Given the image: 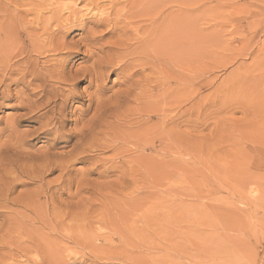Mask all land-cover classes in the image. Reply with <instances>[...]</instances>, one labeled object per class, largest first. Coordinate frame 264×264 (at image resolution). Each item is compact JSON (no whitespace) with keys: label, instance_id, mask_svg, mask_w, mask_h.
I'll return each mask as SVG.
<instances>
[{"label":"rangeland","instance_id":"rangeland-1","mask_svg":"<svg viewBox=\"0 0 264 264\" xmlns=\"http://www.w3.org/2000/svg\"><path fill=\"white\" fill-rule=\"evenodd\" d=\"M196 2L203 42L197 61L199 67L193 65L199 71L193 70L189 61L190 65L187 62L181 65L183 68L179 64V67L173 68L163 62L139 67L142 71L136 74V78L133 77V83L128 81L129 85L126 84L135 89L128 88V93H124L128 86L117 72H106L103 78L105 82L100 84L106 93L103 91L100 95L103 101L107 98L105 105L108 108L104 106L105 110H100V113L107 123L103 128H96L98 140L90 141L98 144V149L86 153L85 160L88 159L85 162L73 163L69 169L71 173L64 176L66 181L63 177H57L60 173L56 170L45 174L42 186L32 183L26 188L18 186L13 191L11 197L21 192L39 190L43 196H40L41 203L45 202V196H52V204L46 206L48 212L51 210L49 220L45 225H38V228L42 229L43 237L53 245L64 264H264V0ZM0 4L1 17L4 14V1L1 0ZM75 4V8L83 14L84 3ZM104 6L108 8L106 4ZM93 27L88 24L85 31L102 37L100 32L104 28ZM96 29L97 33L93 32ZM85 31L77 29L71 32L66 41L74 44L85 37ZM109 36L100 43L105 44L112 37V40L115 39V35ZM87 48L80 47L79 55L70 58L67 71L74 72L90 64L83 53ZM158 64H161V70ZM158 71H162L159 74L163 75V81ZM140 72H143L142 75ZM163 72L166 75L171 72L172 75L168 77ZM180 73L184 75L181 83L176 82L181 77ZM144 86L149 91L147 94ZM74 87L76 99L67 102L65 109L70 123L64 125L63 131L46 137L47 141L44 135L39 131L37 133V120L25 121L13 127L11 136L5 122L25 112L16 108L15 102L2 106L0 130H4V133L0 138L1 162L11 163L12 170H19L24 163L27 167L38 166L47 152L50 161L69 156L72 146L78 141L76 138L67 141L66 138V135L74 134V122L80 120V125L86 126L95 115L94 103L90 106L88 101L95 88H90L88 81ZM132 91L136 94L133 95ZM120 95L127 96L129 101L119 102L122 105L117 102L113 104L115 97ZM149 99L155 103L158 101L161 111H167L151 113V118L146 119L145 103ZM177 99L181 101L179 104L175 102ZM193 103L195 111L191 110ZM140 108L141 112L138 110ZM193 111L197 118L194 116L196 114L192 115ZM125 116L128 119H124ZM147 122L154 127V131L159 127L157 134H161L154 136L158 141L152 137L145 145L131 134L137 135L135 130H140L139 126L143 123L146 126ZM159 122H162V127L157 125ZM160 136L164 138L159 140ZM120 140L123 142L120 143ZM20 141L22 148L18 149L16 142ZM160 142L164 145L160 146ZM104 143L108 145L103 147ZM132 149L138 151L135 153ZM55 153L59 156L56 157ZM109 159L113 163H109ZM145 163L151 169L150 166L144 168ZM91 170L95 172L91 173ZM65 184H70V188ZM53 187L56 191H53L54 194ZM7 252L0 251V264L25 261L24 258L12 257L13 252ZM29 256L34 258L33 255Z\"/></svg>","mask_w":264,"mask_h":264},{"label":"bare ground","instance_id":"bare-ground-1","mask_svg":"<svg viewBox=\"0 0 264 264\" xmlns=\"http://www.w3.org/2000/svg\"><path fill=\"white\" fill-rule=\"evenodd\" d=\"M3 1H4V4H3L4 14L2 13L3 15L0 17V109L2 108V106H4V104L8 102H15L16 108L20 110H24L25 112L24 114H20L18 118L16 117L15 119L12 118V120L11 119L7 120L5 122L6 124L4 123L5 126L7 125L10 128L9 131L11 132L10 133L11 136L14 133L13 127L17 126L18 124L20 126V123H23L25 121L30 122V120H37V123H38L37 133L39 131L40 134L45 136L44 139H46L47 141L46 137L63 131L64 125H66L67 123H70L69 118L67 119L65 109H66L67 102H69L70 100L76 99V95H75L76 91L74 92V89H73L75 88L74 86L82 81H88L89 87L95 88L94 93L90 95L91 97L88 100L91 103L90 106H92V103H94L93 110L95 112V115L92 116V119H90L88 123H86V126L85 125L81 126L80 120H76L74 122V131L72 130L74 134L66 135L67 141H70L73 138H76L78 140L75 142L76 144L74 143L75 145L72 146L70 153H68L69 156L67 155V157H65L64 155V158H61V157H60L61 159L59 158L60 160L52 159L50 161L49 159L50 157L47 156V153H48L47 152L45 154L46 155L45 158L42 157L43 162L40 163L38 166L34 165V167H31V166L27 167L25 166V163H24L22 167L18 168L20 171L17 169L12 170L11 163H8V162L4 163V162H1L0 160V219L2 218L1 220L2 225H0V251L6 250L10 254L13 252L14 254L13 253L11 254L12 257H15V258L19 257L20 259L24 258L25 261L21 262L20 264H64L60 260L59 255L56 252V249L55 250L53 249V245L49 244V242L45 240L44 238L45 236L43 237L42 231H41L42 229H40V227L38 228V225L40 226L45 225L46 224L45 222H48L49 220L47 218L51 210L48 212L46 206L48 204H52V196L51 195L45 196V202L41 203L40 202L41 192L39 190L28 191V192L20 191L21 193L16 194L15 197H11V195L14 194L13 191L18 186L26 188V186H29L32 183H38V184L40 183L41 184L40 186H42L44 184L43 178L45 174H49L53 171L55 172L58 171L60 173V176L58 174L57 177H63V179L66 181L64 176H68L71 173L69 170L71 165L75 162L84 161L86 153L89 154L91 150L95 151V149H98L99 145L96 143L92 144L90 141L92 139L98 140L97 136L99 133L96 132V128H99V129L103 128V126L106 125L107 123L106 118H104L102 114L100 113V110H105L104 106H106L105 101L107 100L106 98V100L103 101L104 98L101 97L102 95H100L103 93V91L106 93V91L100 87L101 86L100 84L103 82V78L106 72H109V71L117 72V74L122 77L123 83L126 85L128 84V81L131 82L134 76H135L134 78L137 77L136 76L137 73L139 75V71L141 70L140 68H144V66L147 67L148 65L153 66V64H156V62H159V63L161 62V64L163 63L169 64L173 66V68H175L176 66L179 67V65L184 66L183 64H185L187 61H189V63H192V67H194L195 65L197 66V61L200 56L201 44L203 42L202 35L200 32V28H199V23H200L199 16H198L199 7H198V4H196L197 0H70L71 2L69 3L68 2L63 3L62 2L63 0H3ZM77 2L84 3L82 6L84 8L83 14L80 13L81 11L78 8L77 9L75 8L76 6L75 3ZM102 4L104 5L106 4L108 8L107 9L104 8L105 6ZM95 11H98V12H95ZM88 24H91V28L92 26L98 27V28L100 27L104 28L103 29L104 31L100 32L102 34V37H97L95 34L92 33V31L90 32L89 30L88 31L90 33L86 32L85 31L86 25ZM77 29H80L81 31H85L86 32L85 37L82 35L83 38L78 41H75L74 44L68 43L66 41L68 35ZM93 32L97 33V29L96 31H93ZM109 35H112V36L115 35V39L112 40V38L114 37L111 36L112 37L110 38L111 40H109L108 42H105V44H101L100 42L103 41L104 37L106 36L110 37ZM80 47L82 48L89 47L86 50H84L83 53L86 54L85 57L87 58V62H90V64L84 68L74 70V72H70L71 70L67 71L68 69L67 62L70 60L72 56L77 57L79 55ZM161 64L160 66L158 64V67H160V70H161ZM136 68H139V70H135ZM150 69L151 68L148 67V70ZM163 69L166 70L165 68ZM196 69L197 71H199L198 68ZM196 69L195 67L193 68V70L195 71ZM152 71H154L153 73L156 72L155 69L153 70V68H152ZM195 71H193L192 73H195ZM161 72L158 71L157 73L159 76H162L161 81H163V78H164L163 75L159 74ZM171 72L169 75H172L173 72L172 73ZM140 73L142 75L143 72H140ZM164 75L167 76L168 74L166 75V73H164ZM179 75L181 76V73ZM183 76H181L180 79L178 77L176 79V82L178 81H180V83L183 82L182 81ZM186 77H188L189 79V76H186ZM150 78L152 77L150 76ZM156 78H159V77H156ZM167 80L169 81L170 78H168ZM150 81H153V80H150ZM135 82L137 81L135 80ZM160 85L163 86L162 83H159V86ZM183 86H185V84L182 85L181 88ZM133 87L134 86H132L131 88ZM145 87L146 86H144L143 88L144 90L147 89ZM128 88L129 86L127 87L126 90L124 89L125 90L124 93H128L127 91L131 89V88L129 89ZM139 88L137 87L138 90L141 89ZM192 89L194 88L192 87ZM132 90H135V89L133 88ZM141 92H143V90ZM144 92L147 94L149 91L147 92L145 90ZM134 93L136 94V92H133V95H135ZM145 93H143V96ZM191 93L192 92H190V94ZM178 95L180 96V94ZM179 96L176 95V98H178ZM112 97H113L112 99H114V96ZM149 97H152V96H149ZM181 97H183V94ZM181 97L179 98L181 99ZM132 98L134 102L137 103V99L136 98L134 99V96ZM176 98H173V99L176 100ZM145 99L146 98H144L143 100L145 101ZM180 99H177V101L175 102L179 104V102L181 101H178V100ZM123 100L125 101L127 100V102L129 101L127 99V96L125 97V96L120 95L118 97H115V100L112 102L113 104H115L114 102H117L118 104L119 102H124ZM192 100L193 99H191V101ZM150 101H148V103H145L146 104L145 109L147 113L146 119L151 118L150 116L151 113L156 114L159 112V110L161 111V109L158 107V105L160 104L159 103L157 104L158 101L156 103L155 101L154 102L153 101L150 102ZM127 102H126V105H128ZM194 103L192 107L195 105ZM139 104L137 105L139 106ZM120 105H122V103ZM129 106H130V103H129ZM197 106H198V103L196 102V107ZM47 107L49 108L48 110L39 114L40 111L47 109ZM141 108L138 109L140 110V112H141ZM167 108L169 109L170 106ZM194 108L195 107H193V109L191 110H194ZM133 109L134 108H131V110ZM120 110L122 109L120 108ZM127 110L129 111L130 109H128L127 107ZM163 110L165 111L166 109H163ZM85 114H88V113L85 112ZM194 114L196 113L194 112L192 115ZM194 116L196 117L197 114ZM113 119H112V123L114 121ZM124 119H128V118L126 117ZM40 121H44V122H40ZM118 123H120V121ZM150 123L152 124V121ZM150 123L147 122L146 126H144L145 125L144 123L143 125L141 124L144 127L139 126V128L141 129L135 130V132H137L136 133L137 135L134 136L132 133L131 134L132 137L134 139L137 138L138 141L143 142L145 145H147L149 143V140H151L152 137H154L155 135L159 136L161 134V133L159 135L157 134L159 127L155 126V128L158 127L157 128L158 130H155L156 131V134H155L154 127L149 125ZM161 123L162 122H159V124L157 125L159 126L161 125L162 127ZM78 124L81 126V128L78 126ZM114 124H113V127H115L116 125ZM110 126L111 125H109V128L111 129ZM120 127H123V126H120ZM162 129L163 128H161V130ZM106 131L108 130L106 129ZM3 133H4V130H0V138L3 136ZM35 133L36 132H34L33 136L35 135ZM112 136H115V135H112ZM161 136L159 137V140L164 138ZM118 137L120 138V136ZM120 139L122 140V138ZM101 140H103V138ZM112 140H114L113 137H112ZM121 140L119 141L120 143L123 142V141L121 142ZM156 140L158 141V139ZM1 142L3 143V141ZM105 144L107 143H104L103 147H106ZM158 144L161 146L162 143L160 142ZM16 145L18 149L22 148L21 141L16 142ZM178 151L180 152V150ZM169 152L171 153V151ZM0 153H1V150H0ZM104 153H105V150H104ZM63 154L64 153H62V155ZM119 154H121V152ZM180 154H183V152L182 153L180 152ZM57 156L59 155L57 154L56 157ZM38 157L37 159H39ZM8 159H10V157H8ZM87 159L88 158H86V160ZM161 159L163 160V158ZM9 161L11 162L12 160H9ZM109 161H108L109 163H113V160L109 159ZM148 166L146 164L144 168L145 167L147 168ZM98 169L99 168H97V170ZM150 169H151V166H150ZM93 171L91 173H93ZM100 175L101 174L99 173V176ZM60 182L63 183V181L61 180ZM68 182H69V178H68ZM47 185H50V184L47 183ZM65 185L66 186L68 185V187L70 186V184H65ZM51 188L52 187H50V189ZM64 188L69 190L70 187L69 188L64 187ZM53 191H55L54 187L52 189V193ZM29 255H33L34 258H31ZM2 261L4 262V260ZM67 264H70V262H67Z\"/></svg>","mask_w":264,"mask_h":264}]
</instances>
